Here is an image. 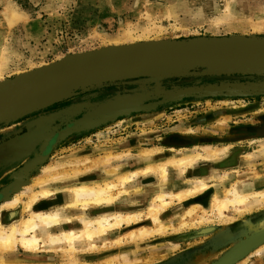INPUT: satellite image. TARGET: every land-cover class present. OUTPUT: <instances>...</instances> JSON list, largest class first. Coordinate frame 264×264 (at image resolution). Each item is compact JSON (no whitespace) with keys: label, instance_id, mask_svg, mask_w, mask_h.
I'll return each instance as SVG.
<instances>
[{"label":"rangeland","instance_id":"rangeland-1","mask_svg":"<svg viewBox=\"0 0 264 264\" xmlns=\"http://www.w3.org/2000/svg\"><path fill=\"white\" fill-rule=\"evenodd\" d=\"M14 11L19 16L14 18L11 13ZM224 37H264V0H0L1 80L10 81L66 57L99 51L113 43L129 46ZM219 68L223 72L234 70L229 65ZM216 70V67L152 66L129 71L118 79L103 76L102 80L78 90L50 98L47 91L52 87H48L33 92L22 112L11 111L8 114L0 123V143L9 137L7 127L14 124V129L29 119L40 118L46 130L37 137L34 145L37 149L31 158L0 169V197L16 184L14 194L2 197L0 204L21 193L19 191L28 187L44 167H54L68 159L81 157L98 158L95 166L92 163L86 165L88 171L85 165L80 167L82 177L112 171L116 169L114 165H117V170L121 165L137 172L133 183L127 185L128 195L117 205L126 208L136 204L141 212L144 211L142 223L147 220L145 210L154 192L159 187L165 193L187 188L181 180L196 169L205 170L206 183L214 191L204 192L202 201L196 200L185 206L172 204L162 217L168 228L162 237L156 236L136 245L122 232L119 235L123 240L120 246L115 244L113 238L116 236L111 235L96 242L100 252L91 254L87 251L90 243L80 242L76 244V254L71 257L61 252L66 249L65 244H41L50 251L39 255L45 258L42 263L111 264L108 259L125 252L131 255L135 264H197L200 259H206L205 253L209 249L214 248L212 238L215 236L211 232L195 237V231L201 227H219L225 232L245 215L264 210V201L253 198L245 207L247 212L243 217L239 218L235 209L227 213V216L238 220L223 224L211 215L214 198H223L228 189L235 187L244 193L264 191V76L221 74ZM55 88L60 89L59 85ZM189 89L194 92H188ZM36 94H44L46 98L42 100ZM125 100L127 104L124 107L103 114L99 112V108ZM19 132L25 133L26 129ZM175 139H182L186 144ZM53 140L56 141L50 155L26 172L25 167L44 154ZM202 146L228 148V151L220 156L225 158L219 163L206 157L199 159L185 175H180L181 170L170 167L164 182L157 172L143 174L138 171L147 163L155 165V161L164 160L173 152L170 151L172 148L185 152ZM147 148H161L162 151L151 159L137 154ZM110 151L114 154L125 152V156L114 158L107 164L101 158ZM67 169L77 168L68 164ZM219 169L227 171V174L223 172L218 176ZM235 169L238 173L232 172ZM210 174L215 177L211 178ZM134 188L140 190L138 195ZM39 189L34 187L32 191ZM206 197L209 200L205 202ZM27 199L23 195L22 201ZM64 199V193L59 192L36 206L43 204L48 207L46 210L52 211ZM197 203L201 204L198 210L188 217L187 212ZM18 210L23 212V217L29 216L23 203L19 204ZM8 214L2 212L0 221ZM202 216L213 222L210 220L198 228L197 222ZM184 223H188L185 229L182 227ZM192 223L196 226L190 227ZM144 227L153 228V224ZM81 229V226L76 229L77 233ZM42 234L48 233L43 231L38 236ZM232 246L224 245L218 254L211 253L216 254L215 259L208 264L222 257ZM16 249L17 252L7 255L8 260L21 258L31 262L28 259L31 255L26 254L19 244ZM256 259L264 264L262 254L249 258L245 264Z\"/></svg>","mask_w":264,"mask_h":264},{"label":"bare ground","instance_id":"bare-ground-1","mask_svg":"<svg viewBox=\"0 0 264 264\" xmlns=\"http://www.w3.org/2000/svg\"><path fill=\"white\" fill-rule=\"evenodd\" d=\"M11 13L14 18L19 16L15 11ZM117 47L121 46L117 43H113L105 49ZM70 57H66L65 59ZM1 77L0 71V86L8 82L5 80L2 81ZM55 141L56 140H53L50 144H46L47 147L45 152L44 154L42 153L39 158L44 159L50 155ZM175 141H180L181 143L186 144V141L182 139H175ZM160 151H162L161 148L146 149L141 154L148 159H151L150 157H153L155 153H159ZM170 151L173 152L167 154V158L164 160L155 165L148 164L144 169L138 171H141L143 174H150L151 172L155 174V172H157L164 182L167 179L168 169L170 167L181 170L180 175H185L188 169L203 157L211 160L213 159V161L219 163L225 158H220V156L225 155L228 148L202 146L195 147L194 150H187L186 152H177L173 148L170 149ZM122 156H125V154H119L115 157L106 155L101 159L109 164L114 158H121ZM65 162L66 163L54 165V167H44L41 174L32 181V185L29 188L19 191L21 193L15 194L12 198L7 199L4 203L0 204V215L4 211L9 212L7 216H1L3 219L0 221V264H44L41 260L45 258L40 257L39 255L49 253L50 251L41 247V244H65L67 245L66 249H62L61 252H63L66 257H71L76 254V244L80 242L90 243L87 250L89 253L95 254V252H100L101 249L97 246L96 242L106 237L109 238L111 235L116 236L113 239L116 241V246H120L123 243L121 236H119L122 232H125V237L130 238V242L135 243L136 245L156 236L162 237L168 231L167 226L162 222V217L167 214L172 204L185 206L196 200L200 201L202 198L201 195L207 190L212 192L211 186L206 183L207 175L205 170H202L201 168L196 169L193 173L188 175L187 178L181 180L187 188H181L176 191L174 190L165 193L159 187L158 191L156 193L154 192L155 195L151 197L149 207H147L148 209L145 210L147 211V220L142 223L141 220L144 219V211L141 212L136 204L126 208L117 205V202L120 199L128 195L129 191H127V185L133 183L137 172L129 171L125 174H118L116 176V170L118 169L116 166V169L112 171H103L106 174L103 177L108 180H99L95 183H90L91 176L82 177L83 171L81 168L76 166L77 169H71L70 171H68V169L66 170V165L70 164L73 167V165H78L81 162ZM97 162L98 161H93V166H95ZM85 170L88 171V169ZM219 170L217 172H219ZM236 170L237 169L232 172L236 173ZM221 173L226 175L227 171L220 170L218 176ZM210 175L211 178L215 177L213 174ZM92 176L93 179L96 178V174H93ZM113 178L115 179L112 180ZM62 182L65 183L62 184ZM50 184H57L59 186H64V188H51ZM34 187L40 189L33 192L32 189ZM133 190H138L136 191L137 195L140 192V190L136 188ZM10 192L11 194L13 193L12 190ZM58 192L64 193L65 199L56 209L52 211H40L36 208L32 211V208L38 200L50 199ZM23 195L28 197L27 201H22ZM2 197L5 196H1L0 200ZM193 198L194 200H192ZM253 198L264 201V191L257 193H244L242 190L235 187L230 190L228 189L223 198H214L211 215H215L221 222H223V224H225V222L238 220L245 215L247 212L245 207ZM21 203L24 204V211L29 212V216L23 217V212L21 213V211L18 210L19 204ZM200 205L201 204L197 203L191 206V209L187 212V216L192 217ZM136 207L138 210H133V208ZM124 210L129 213H125ZM231 210L237 211L238 214L236 215H238L239 218H231L227 216V213ZM210 220L211 219L206 220L205 217L202 216L200 222H197L198 228L199 225H203ZM211 222L213 221L211 220ZM149 223L153 224V228L144 227V225ZM263 223L260 226L251 224L248 227L249 231L247 230L248 233L246 239L233 242L231 249L216 261L214 260L215 262L212 264H245L251 255L261 254L264 251ZM124 225L127 226L126 229L124 228ZM191 225L192 226L190 227L196 226L193 223ZM80 226L82 229L77 233L76 229ZM187 226L188 223H184L182 227L185 229ZM57 230H59L60 233H56ZM214 230V227H201L195 231L194 236L207 235ZM43 231L48 234L38 236V234ZM222 233L223 230H219V234ZM17 244L23 248V251L26 254L31 255L28 258L31 262H27L25 261L27 259L21 258H17V260L12 259L13 261L8 260V254L17 252ZM214 255L210 254L206 256V259H200L201 264H208V261H211L214 258ZM93 257L94 256L91 258ZM108 260H110L109 262L111 264H135L131 259V255L125 252ZM200 262L197 264H200ZM63 264H74V262L70 261Z\"/></svg>","mask_w":264,"mask_h":264},{"label":"water","instance_id":"water-1","mask_svg":"<svg viewBox=\"0 0 264 264\" xmlns=\"http://www.w3.org/2000/svg\"><path fill=\"white\" fill-rule=\"evenodd\" d=\"M222 65H229L234 70L223 72L219 68ZM152 66L216 67L221 74L264 76V37L170 40L75 55L1 85L0 123L11 111L22 112L30 95L37 90L52 87L47 91L48 97H56L102 80L103 76L118 79L129 71ZM56 85L60 89L55 88ZM187 91L194 92L193 89ZM36 95L42 100L46 98L44 94ZM123 102L110 103L99 108V112H113L127 104L126 100ZM39 157L25 167L26 172L47 158ZM11 190H16V184L1 196L11 195Z\"/></svg>","mask_w":264,"mask_h":264},{"label":"crops","instance_id":"crops-1","mask_svg":"<svg viewBox=\"0 0 264 264\" xmlns=\"http://www.w3.org/2000/svg\"><path fill=\"white\" fill-rule=\"evenodd\" d=\"M15 124H17V123H15ZM13 126H15V125L13 124L12 126L7 127V130H9L7 136H9V137H7L2 143H0V169L13 167L16 163L24 161L27 158H31L33 156V152L37 149V147L34 148L35 142L37 141V137L40 136L46 130L45 125L44 124H43V126L41 125V119L40 118L26 120L25 122L20 124L18 127H15L14 129H13ZM22 128L26 129L25 133L19 132L20 129H22ZM147 149H157V148H147ZM144 150H146V149H141L139 152H137V154L142 155L141 153ZM109 154H111V156L115 157L119 154H125V152H119L117 154H114L113 152L110 151V152L106 153L105 156L109 155ZM105 156H103V157H105ZM97 159H90L87 157H83V158L81 157V158H76L75 160H70V161L71 162L79 161L81 163H79L78 165H73V166L74 167L77 166L80 168L81 166L85 165L84 168L86 169L87 164H89L88 166H90L91 163L93 161H96ZM67 161L70 162L69 159ZM158 162H160V160H157L154 163L156 164ZM147 165H148V163L146 164V166ZM114 166H117V165H114ZM119 167H120L119 170L116 171V176L118 174H125V173L131 171V170H129L130 168H127V167L122 168L121 165ZM145 167H143L142 169H144ZM99 175H96L95 179H93L92 178L93 176H91L89 182L95 183L96 181H99V180L100 181L108 180L107 178L103 177L106 175L105 172L102 171L101 173H99ZM97 176H98V178H97ZM114 179L115 178H113L112 180H114ZM64 183L62 182V184H64ZM31 185H32V182L28 187H25L24 189L29 188ZM55 185H57V184H55ZM56 188L59 189L61 187L59 186ZM211 193H213V191ZM192 200H194V198ZM206 200H209V197L205 198V202H206ZM4 201H6V200H4ZM41 201H44V200H42V199L38 200L36 202L35 206L38 204V202H41ZM200 201H202V200H200ZM35 206L32 208V211H34L36 208H38L40 211H48V210H46V208H48V207L44 206L43 204L38 206V207L37 206L35 207ZM263 214H264V210L261 212H257L255 214L245 215L240 221L232 223L230 225V227L228 228V230L223 232L222 234H219V230H220L219 227H218V229L215 228V230L212 232V233H214V236H215L212 238L214 240L213 241L214 248L209 249V251L207 253H205L206 256L210 255L213 252L218 254L220 251V248H222L224 245L233 244V242L245 239L246 234L249 231L248 227L251 224L260 226L263 223V220H264ZM261 254L264 255V251ZM261 254H259V255H261ZM259 255L254 254V255H251V257H249V258L251 259V258H253L255 256H259ZM249 258H248V260H249ZM249 263L250 264L251 263L252 264H261L262 260L261 261H258L257 259H256V261L250 260Z\"/></svg>","mask_w":264,"mask_h":264}]
</instances>
